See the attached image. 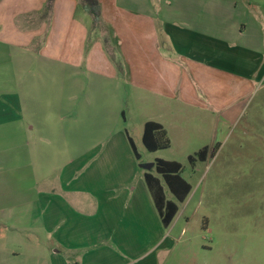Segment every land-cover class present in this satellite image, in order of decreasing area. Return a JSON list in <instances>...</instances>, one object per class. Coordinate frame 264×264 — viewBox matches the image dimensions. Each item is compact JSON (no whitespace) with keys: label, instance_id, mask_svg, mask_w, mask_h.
Instances as JSON below:
<instances>
[{"label":"crops","instance_id":"0c3cea01","mask_svg":"<svg viewBox=\"0 0 264 264\" xmlns=\"http://www.w3.org/2000/svg\"><path fill=\"white\" fill-rule=\"evenodd\" d=\"M47 1L0 0V64L8 65L1 80L10 87L2 93L8 105L0 102V114H4L0 128L20 129L26 135L19 156L11 152L17 146L0 149V179L6 182L7 170H13L9 161L20 157V171L31 169L38 185L47 179L53 182L51 187L38 186L35 217L28 209H12L0 202V264H13L16 259L22 260L20 264H157L153 250L171 240L173 231L166 230L182 227L183 233L189 222L179 215L189 195L178 202L156 167L155 174L139 171L128 133L122 136L131 150L127 152L132 153L124 154L119 140L108 149V134L84 135L85 140L78 136V127L84 123L77 107L74 117L61 126L56 115L60 113L61 80L68 84L63 95L69 104L80 97L84 107L97 113L96 90L104 92L106 100L117 95L114 104H109L111 115L126 120L118 99L122 85L104 47L110 36L126 64L136 100L155 94L169 103L181 100L228 108L233 99L251 91L254 80H264V0H161L155 6L148 0H131V5L124 0H99L108 33L102 30L94 42L86 67L102 65L100 82L97 87L90 83L79 95L74 69L77 60L84 61L85 52L78 51L89 39L92 18L78 0H55L51 19L33 23ZM13 50L17 56L12 57ZM30 72H35L31 79ZM44 72L49 77L41 82ZM79 76L94 79L88 71ZM41 96H49L52 107L40 109V99L35 97ZM66 112L71 115V107ZM147 122L164 127L159 120H146L144 125ZM146 174L157 177L166 200L177 203L178 211L168 227L159 216ZM93 177H101L98 185ZM82 192L87 193L85 199L76 202ZM86 209H96L97 214H88ZM30 224L34 225L27 227ZM33 230L36 235L21 234ZM16 232L25 242L23 254L13 252Z\"/></svg>","mask_w":264,"mask_h":264},{"label":"rangeland","instance_id":"374dc122","mask_svg":"<svg viewBox=\"0 0 264 264\" xmlns=\"http://www.w3.org/2000/svg\"><path fill=\"white\" fill-rule=\"evenodd\" d=\"M97 1L100 5L99 0ZM148 1L153 2L154 6L161 2V0ZM124 3L132 4L131 0H124ZM89 16L93 21V17ZM38 19L48 22V19H44L41 15L34 17L33 23L38 22ZM105 28L101 16L99 22L93 21L89 39L84 49L81 48L78 51V53L85 52L84 61L77 60L79 65L74 69L78 73L76 89L78 95L83 94L90 83V87L99 85L98 74L102 65L97 63L98 67L87 68L86 66L89 67L87 53L103 34L102 30L108 33L104 30ZM104 43L117 80L122 85L118 99L127 113L126 120L121 117L115 119V116L111 115L113 111L110 105L114 104L117 95L115 98L109 96V100H106L105 93L100 92L99 89L95 91L99 93L97 94L99 96L93 99L97 104L98 113L84 107L80 97L76 103L69 104L68 96L63 95L67 94L69 87L63 79L59 86L62 95L58 97L60 113L56 115H58V122H61L63 126V122L74 117L72 114L77 107L79 120L84 123L78 127V136L85 140L84 135L106 137L108 134V149L111 150L113 147V141L119 140V150L121 149L124 154L132 153L127 152L131 150L127 144V138L122 136L128 133L134 140L140 156L136 165L141 173L155 174L157 158L182 164V176L190 183L192 190L187 200L180 205L179 215L188 217L189 222L184 226L183 233L182 227L172 229L173 226H171L169 230H166L173 231L171 240L166 246H158L153 250L157 264H264V80H254L251 91L233 99V104L228 108H216L212 105L202 107L181 100H173L169 103L155 94H140L141 96L136 100L134 92L136 89L125 74L126 64L123 57L113 45L110 36ZM11 53L12 57L18 55L14 50ZM4 64H0V102L3 105L6 104L5 101H8V97L5 98L2 93L10 88L6 86L5 80H1L2 74H5L8 67ZM57 70L62 72V67ZM81 71H88L94 79L90 81L86 79V76H79ZM31 72L30 79L37 71ZM47 77H49L47 72L40 74L41 82ZM35 98L40 99L38 102L40 109L52 107L49 96ZM70 107L71 115H68L66 111ZM229 109L231 110L227 111ZM37 112L38 108L35 114ZM3 115V113L0 114V120H3ZM64 116L65 119H63ZM107 116L109 117L106 118ZM152 119L159 120L164 125L170 140L167 149L149 152L144 147L142 143L144 121ZM5 130L0 128V138H2L0 149L17 146L18 150L11 152L19 156L22 151L20 150L21 141L26 135L20 129ZM105 146L106 144L103 143L102 149ZM216 146L218 149L212 154ZM204 147L209 148V153L205 161H200L197 155ZM189 156L196 157L197 161L194 164L190 163ZM9 162L13 172L7 170L6 182L0 179V202H7V206H11L12 209L25 211L28 209L35 217L36 203L33 202L37 198V190L40 185L51 187L52 179H47L45 183L38 185L36 178L30 174L31 169L28 171V168H22L20 171V157L13 158L12 162ZM93 181L97 184L101 181V177H93ZM86 195L87 193L82 192L77 195L75 201L84 200ZM168 195H170L169 192ZM92 210L86 209V213L97 214L96 209ZM33 225L30 224L27 227ZM33 231L34 233L25 231L21 234L36 235L37 231ZM17 233L13 235V252L23 254L26 250L25 242ZM23 240L28 241L27 237ZM138 242L143 243V241ZM21 261L16 259L13 264H20ZM144 263L145 261L142 262Z\"/></svg>","mask_w":264,"mask_h":264},{"label":"trees","instance_id":"16d2710c","mask_svg":"<svg viewBox=\"0 0 264 264\" xmlns=\"http://www.w3.org/2000/svg\"><path fill=\"white\" fill-rule=\"evenodd\" d=\"M55 0H48L45 9L42 13L44 19H51L52 10ZM83 9L93 17L94 22L100 21L101 7L97 0H78ZM143 144L149 152H156L167 149L170 145V140L164 127L156 122H147L144 125ZM130 145L136 155L135 145L129 138ZM218 147L212 150V154L216 153ZM209 153V148L204 147L197 155L198 160L205 161ZM196 157L189 156L188 160L194 164L197 161ZM156 172L162 176L166 186L178 202H183L191 191V185L182 177L183 166L176 161H165L157 159L155 161ZM146 183L152 193L157 211L165 227H168L178 211L177 203L166 200L163 187L160 180L151 175H145Z\"/></svg>","mask_w":264,"mask_h":264}]
</instances>
